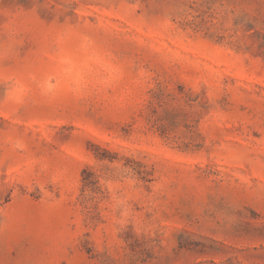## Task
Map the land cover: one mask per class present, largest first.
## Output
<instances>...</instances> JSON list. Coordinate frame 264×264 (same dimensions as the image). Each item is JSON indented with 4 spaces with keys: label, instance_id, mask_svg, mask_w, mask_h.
<instances>
[{
    "label": "rangeland",
    "instance_id": "obj_1",
    "mask_svg": "<svg viewBox=\"0 0 264 264\" xmlns=\"http://www.w3.org/2000/svg\"><path fill=\"white\" fill-rule=\"evenodd\" d=\"M0 264H264V0H0Z\"/></svg>",
    "mask_w": 264,
    "mask_h": 264
}]
</instances>
